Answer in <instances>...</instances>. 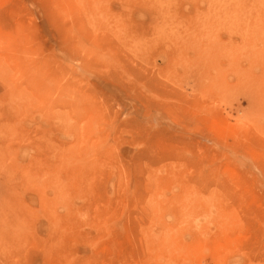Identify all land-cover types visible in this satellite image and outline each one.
I'll return each mask as SVG.
<instances>
[{
  "label": "rangeland",
  "instance_id": "obj_1",
  "mask_svg": "<svg viewBox=\"0 0 264 264\" xmlns=\"http://www.w3.org/2000/svg\"><path fill=\"white\" fill-rule=\"evenodd\" d=\"M0 264H264V0H0Z\"/></svg>",
  "mask_w": 264,
  "mask_h": 264
}]
</instances>
